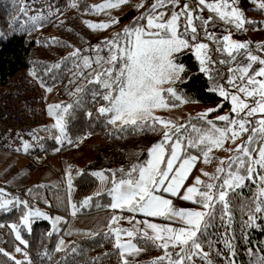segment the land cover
Here are the masks:
<instances>
[{"label":"snow or ice","instance_id":"1","mask_svg":"<svg viewBox=\"0 0 264 264\" xmlns=\"http://www.w3.org/2000/svg\"><path fill=\"white\" fill-rule=\"evenodd\" d=\"M129 2L103 0L99 4L85 5V12L103 11L109 18L99 22L84 20L83 23L93 30L119 25L120 17H113L111 10ZM252 3L256 10L264 11V0H252ZM68 6L79 8V0H71ZM133 7L137 15L129 24L92 45L94 62L90 55H82L79 48L69 54L82 60L84 68H92L95 63L100 69L89 82L94 81L102 90L95 94L103 100L96 111L106 116L108 123L121 131L130 127L133 131H151L159 136L146 148L145 160L121 165L119 169L101 168L91 172L108 185L102 190L111 198L107 206L121 213L110 217L108 231L115 236L114 247L120 250L123 264H128L124 253L138 254L144 250L133 242L137 233L161 249V255L151 259L149 264H195L196 258H202L205 264H214L210 258L212 241L206 239L209 224L215 219L217 210L222 220L231 221L228 194L243 187L248 180L256 185V191L248 198V217L241 222V231L246 238L244 229L264 230V55L254 54L250 42L234 39L231 31V28L243 30L245 24L260 26L264 22L246 18L236 0H139ZM54 11L62 14L59 6H49V16ZM39 19L32 17L36 22L34 26H42ZM217 22L226 26L223 34L212 30ZM256 47L264 52V44ZM105 48L107 55H101ZM185 51L195 56L198 72L210 82L208 90L222 99L214 107L178 123L157 112L175 108L178 103L194 102L187 87L193 77L181 59ZM216 53L226 54V58L217 60ZM221 65H229L225 73L221 72ZM31 74L35 75V72ZM225 102L230 104L228 112L209 118L210 113L222 110ZM71 107L59 103L47 105L48 115L55 122L44 130L51 131L57 143L64 138L65 116ZM245 134L246 139L236 143ZM32 138L42 139L35 130ZM20 139L27 152L32 145ZM227 141L235 144L234 149H227L232 155L220 158L212 173L200 169L207 180L196 175L192 183H186L197 161L202 157L205 164L212 163L213 149L223 148ZM68 177L67 184L71 188V173ZM5 193V188L0 186V210L12 211L22 206L18 222L8 225L21 244L26 245L27 241L21 237L20 226L30 230L35 218L44 217L51 220L53 230H56L57 223L63 219L50 217L39 208L31 207L28 200L18 196L8 198ZM92 195L100 197L102 193ZM170 197H179L193 206L176 207ZM91 199L92 196H85L80 202L81 207ZM68 203L75 215L76 204L70 198ZM244 208L242 204L241 210ZM125 211L133 215L125 216L122 214ZM135 214L162 218L167 222L157 223L146 218L136 221V225L143 227L113 226L119 220H135ZM122 235L129 239L122 240ZM234 238L224 240L231 256L235 255L230 242ZM62 244L63 240L60 241ZM205 244L209 251L204 250ZM15 251L23 252V260H16L0 248V254L9 256L14 264H32L26 251L19 246ZM216 251L217 255L222 254L219 249ZM228 264H234V261L230 260ZM258 264H264V255Z\"/></svg>","mask_w":264,"mask_h":264},{"label":"trees","instance_id":"2","mask_svg":"<svg viewBox=\"0 0 264 264\" xmlns=\"http://www.w3.org/2000/svg\"><path fill=\"white\" fill-rule=\"evenodd\" d=\"M21 1L0 0V92L3 91L7 81L17 74H27L37 83L39 90L51 89L55 92L76 70L77 58L69 56L75 46L68 36L59 31L64 19L61 18L59 23H55V20L40 18L39 23L42 26H34L36 22L22 11ZM67 1L69 0H66V3ZM87 4V0H79L80 6L77 9L82 10ZM212 30L221 33L224 27L217 22ZM52 38H55L56 42ZM101 53L107 55L106 48ZM181 59L193 77L187 85L193 101L211 105L220 102L222 98L208 90L210 82L207 77L198 72L195 57L191 53H186ZM57 64L59 67H54ZM32 72H35V75L31 74ZM89 81H92V77L78 87L81 91H75L67 100L58 102L62 105H72L65 116L66 131L62 141L57 143L52 132L44 130L50 128L49 125H44L38 131L42 138V147L30 148L27 153L34 160L43 155L45 159L72 157L73 167L70 173L73 186L71 188L65 186L64 177L60 176L56 180L57 187L36 186L30 192L24 190L26 187H22L20 188L22 192L15 189L7 195L9 198L18 196L22 200H28L31 207L42 206L50 209V213L59 212L66 215L68 219H70L68 210L71 207L68 203L69 198L73 204H76L75 216L106 214L110 218L113 215L114 210L107 206L111 198L102 191L108 185L99 191L102 193L100 197L92 195L100 184V180L92 176L91 172L101 168L119 169L121 165L128 166L137 160H145L146 148L156 142L159 136L151 131H133L130 127L121 131L108 123L107 117L96 111L103 100L95 94L102 90L94 81L92 83ZM229 106V103L225 102L222 109ZM46 117H48V111ZM186 120L188 119L180 123ZM16 153L18 151L14 152ZM77 154L81 157L80 164L74 158ZM212 156L214 159L210 164H205L201 157L190 173V177L200 163H204L206 170L210 173L214 172L222 155ZM204 180H207V177ZM41 189L56 197L50 195V203L47 204L37 197ZM255 191L256 185L248 180L234 193L229 192L228 199L232 208L231 221L222 220L220 211L217 210L215 219L210 222L206 239L212 241L210 258L214 264H228L230 260L234 261V264H258L261 255H264V230L255 227L244 229L247 233L246 238L241 231V222L246 221L248 217L246 207L248 198L252 197ZM85 196H92V199L87 205L81 207L80 202ZM242 204L245 206L243 211ZM21 214L22 206L12 211L0 210V221L3 223V225L0 224V233H10L11 229L8 225L18 222ZM60 225V228L56 225V230H53L51 222L40 217L34 219L30 230L20 226L21 237L27 241L26 245L20 243V247L28 253L32 264H123L120 250L114 247L115 237L109 231L85 233L82 230H75L72 234L66 235L65 220H61ZM233 236L235 238L230 242L234 246L235 255L231 256L224 240ZM132 239L138 247L144 249L141 251L144 259L127 260L128 264H149L150 260L146 259V256L161 253V249L140 235ZM61 240H63L62 245H60ZM58 245H60L59 250H57ZM217 249L221 251V255H217ZM250 249L255 251L250 252ZM204 250L209 251L207 244ZM0 264H14V262L9 256L0 254ZM195 264H205V262L202 258H196Z\"/></svg>","mask_w":264,"mask_h":264},{"label":"rangeland","instance_id":"3","mask_svg":"<svg viewBox=\"0 0 264 264\" xmlns=\"http://www.w3.org/2000/svg\"><path fill=\"white\" fill-rule=\"evenodd\" d=\"M70 2H71L70 0L67 1V3L65 2L63 12L62 14H60L58 19L55 20V23H59L61 18L62 20L64 19V21L61 23L62 24L61 30L59 31L61 32V34L68 36L69 40L74 44L75 48L81 49V54L85 55L84 49L87 48V50H89L90 48L88 47L91 44L88 47H86L85 46L86 43L80 39L79 35H82L83 38H89V39L94 40V42L92 43L93 45L98 43V41L104 37L112 36L113 33L120 31L124 25L129 24L133 16L137 15V12L133 6L138 4L139 0H130L129 3L123 5L119 9L111 10V15L113 17H116V16L120 17V23L119 25L110 26L109 29H104V30L90 29L83 23V21L91 20L94 22H99V21L107 20L109 18L108 15H106L103 11L85 12L83 9L78 10L77 8L68 6L70 5ZM102 2L103 0H87V3H88L87 5L90 6V5L99 4ZM236 2L238 6H240L242 10H244L246 18L252 21L264 22V11L256 10V5L252 3V0H236ZM223 27L225 30L226 26L223 25ZM224 30L219 34H223ZM231 31H232L234 39L249 41L254 54L264 55V52H260L256 47L257 44H264V23H261L260 26H256L254 24H245L243 30H236L235 28H231ZM186 53H191V52L185 51L184 54ZM214 56H215V59L217 60L226 58V54L216 53L214 54ZM239 58L240 57H238V59ZM228 66L229 65L219 66L221 72L225 73ZM254 66H258V64ZM24 75L30 78L27 74H24ZM39 95H40V98L44 106H46V112L48 111L47 105L57 104L59 101L63 100L60 98L57 90L55 92L54 91L52 92L51 90L49 91V90L43 89L39 91ZM214 105L203 104L199 102H189V103H184V104L178 103L177 107L172 108V109H167V110H159L157 114L163 115L167 119H171V120H174L180 123L182 120L188 119L189 116L195 117L198 113L202 112L204 109L208 107H214ZM229 108L225 107L222 110H217V112L215 113H210L211 115L209 116V118H212L215 115L224 114L225 112H228ZM44 120H45V125L47 126L49 125V127L55 122L54 118L49 115ZM242 139H246V135L241 138H238L236 143H240ZM230 147L234 149L235 144L232 143L231 141H227L225 142V145L223 148L213 149L212 155L220 154L222 155V158L226 159L232 155L231 152L227 151V149ZM29 150L30 148L28 149V151ZM17 151L18 153L16 154L0 153V186L5 188L6 195L11 194L12 192H14L15 189H17V191L19 192L20 191L22 192V190H20V188L22 187H26L24 189L25 191L29 189L31 190L33 187H36V186L42 187L46 185H53L57 187L58 184L56 183V180H58L60 176L64 177L65 186L68 187V184H67V180L69 178L68 173H70V170L73 167L72 157L68 158V157L62 156L60 158L53 157V158L45 159V156L43 155V156L37 157L34 160L33 158L27 155L28 151L25 152L23 148L22 150L19 149ZM74 158L78 164L81 163V160H80L81 157L79 154H77ZM68 159H71V160H68ZM200 169H204L205 171H208L206 170L205 164L200 163L197 169L193 172V174L191 175V177L186 183L188 184L192 183V178L196 175H201V179L204 180L205 176L201 174V172L199 171ZM105 185H106L105 182L100 181V184L94 190V193L101 191L105 187ZM38 193H39V195L37 196L38 199L43 200L47 204L50 203V198H49L50 195L53 197H56L54 194L52 193L50 194L44 189H41L40 191H38ZM170 198L173 200V205L176 207L193 206L191 202L184 201L181 198L180 199L176 197H170ZM37 208L47 213L48 216L50 217H53V218L56 216L63 217L62 220H65L66 222V229L64 231L66 235L72 234V232H74L75 230H82L85 233L86 232L95 233L97 231H108V228L106 227L108 225L109 217L106 214H101V215L91 214V215H85V216H75L72 214V209L70 207L68 210V213H69L68 216L70 219H68L66 215L62 213H59V212H53V214L50 213L51 211L48 208H45L42 206H38ZM120 214H121L120 210L113 211V215H120ZM122 214L125 216L133 215V214L128 213L127 211L123 212ZM146 218L147 217H144L142 214H138V215L135 214V220H132L131 222L129 220H119L117 222H114L113 226L131 228L133 225H136V221H141ZM147 219H152L154 222H157V223L167 222V221H164L162 218H158V219L147 218ZM49 221L51 222V220ZM0 224L3 225L2 221H0ZM60 224H61V220L57 223L58 228L61 227ZM136 226L143 227L142 224L136 225ZM147 231H149V233L151 232L150 229H148ZM137 235H140V233H137ZM14 238H15V233H13L12 231L6 234L0 233V248L4 249L7 253H10L11 256H14L16 260H23V252L15 251L17 246L20 247L21 242L17 240L16 238L15 239ZM121 238L122 240L129 239V237H127L126 235H122ZM159 255H161V253H154L150 256H146V259L151 260ZM124 256L127 260L134 259V260L140 261L144 259V254L142 252L138 254H134V258H131L130 253H124Z\"/></svg>","mask_w":264,"mask_h":264},{"label":"built area","instance_id":"4","mask_svg":"<svg viewBox=\"0 0 264 264\" xmlns=\"http://www.w3.org/2000/svg\"><path fill=\"white\" fill-rule=\"evenodd\" d=\"M66 0H22L21 7L27 16H37L56 20L60 16L59 13L53 12L51 16L48 14V8H56L59 6L63 12ZM80 39L90 48L94 40L83 38ZM93 62L95 56L92 51H88ZM77 70L69 77L67 82L58 89L61 99H68L75 89L80 86L87 78L91 76L98 68L93 63L92 68H84L82 60H77ZM45 106L40 98L37 84L24 74H17L11 77L2 92H0V153H12L17 149H22V141L20 138L27 140L31 148H37L41 144L32 138V132L37 131L44 125Z\"/></svg>","mask_w":264,"mask_h":264},{"label":"crops","instance_id":"5","mask_svg":"<svg viewBox=\"0 0 264 264\" xmlns=\"http://www.w3.org/2000/svg\"><path fill=\"white\" fill-rule=\"evenodd\" d=\"M137 215H138V214H137ZM106 228H108V227H106ZM121 239H122V238H121ZM131 258H134V254H133V255L131 254ZM133 260H134V259H133Z\"/></svg>","mask_w":264,"mask_h":264}]
</instances>
